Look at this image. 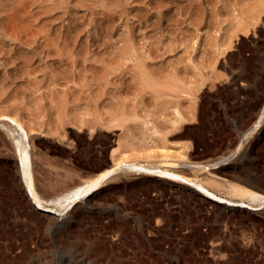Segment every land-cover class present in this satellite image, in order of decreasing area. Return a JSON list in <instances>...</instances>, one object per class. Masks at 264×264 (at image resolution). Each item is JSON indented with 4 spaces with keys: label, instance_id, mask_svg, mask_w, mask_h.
Returning a JSON list of instances; mask_svg holds the SVG:
<instances>
[{
    "label": "rangeland",
    "instance_id": "1",
    "mask_svg": "<svg viewBox=\"0 0 264 264\" xmlns=\"http://www.w3.org/2000/svg\"><path fill=\"white\" fill-rule=\"evenodd\" d=\"M263 101L264 0H0V110L34 129L38 191L80 178L121 150L143 160L160 146L180 150V161L192 153L217 160L207 170L178 168L208 177L220 193L236 179L218 165L235 161L234 172L264 191V124L231 155L241 120ZM96 131L102 152L87 163L74 157ZM15 160L0 126V254L13 264H58L60 254L40 244L42 216L27 202ZM116 174L103 199L133 195L127 207L149 205L144 235L160 250L153 264H264V208L224 210L190 189ZM213 232L224 237L219 248Z\"/></svg>",
    "mask_w": 264,
    "mask_h": 264
},
{
    "label": "bare ground",
    "instance_id": "2",
    "mask_svg": "<svg viewBox=\"0 0 264 264\" xmlns=\"http://www.w3.org/2000/svg\"><path fill=\"white\" fill-rule=\"evenodd\" d=\"M41 51L42 50H40V52ZM57 55L61 56L59 52ZM6 110L7 109L0 110V126L4 128L5 133L11 139V143L14 147L16 155V170L20 177L18 179L24 190L23 192L27 196L26 198H28L27 202L34 206L33 208L40 212L42 216V219L40 218L39 220H41V226L46 233L41 234V239L39 240L41 241L40 244L46 247L47 251H55L60 254L58 264H96V262L97 264H153V262L158 260L155 254L158 256L160 250L154 248L153 239L151 240L152 237L149 238L144 235V230L150 227L147 219L149 217L146 218V212L149 213V211L146 210V207L149 205L139 203V205H141L139 210H135V208L133 209V206L127 207L129 205L126 204L131 205V203H133V195L129 198V195L124 197V194V196L120 198L121 200L119 199L121 203H109L108 200L106 201L104 200L105 198L103 199V197H105L103 194L105 190L104 188L109 186L113 179L118 178V174H116L117 171L133 173L141 177H153L169 187L190 189L201 199L208 200L213 203V205H220L224 210L227 209L233 211L235 208H243L249 213L264 208V191L258 187L257 184L255 185V182L253 183L240 176L239 171L237 172L239 175L234 172L235 169L238 170L237 168L241 167V165L235 163L236 161L228 165L225 163H220L221 165H218V171L221 172H229L230 168H232L233 170H231V174L236 179V181H229L227 187H225L227 188L226 191L220 193L217 189L211 186L207 180L209 179L208 177L205 179L199 177L196 173L189 175L190 173H185V171L178 168L181 165H188L195 168L197 171L207 170L210 169V167H217V160L210 163L204 162L202 160H197V155V159L194 160L195 156L192 153L193 155L191 154V156L192 158L194 157L193 160L190 159L188 162L180 161V158L184 157V153L182 154L180 150L171 149L166 146L146 150L144 156L145 159L143 160L138 159L136 156H130L126 150H121L120 156L113 158L110 163L104 161L95 166L93 171L87 172L80 178H66L67 180H65L64 184H61L64 178L62 181L59 179L61 186L58 187V183L56 188L51 186L53 188L51 190L47 189L38 191L36 190V181L33 173V163L30 151V133L33 132L34 129L26 124V121L23 120L24 117L22 119L16 112L13 113L14 111ZM176 114L180 116L179 110H176ZM191 118L194 119L193 117ZM241 121L243 122L238 131L243 139L257 133L264 124V101L256 111H253L247 118H245V120L242 119ZM95 123L96 122H94L93 125H95ZM97 133L98 131L93 135L92 141H87L86 143L84 140L83 142H85V145H82L84 144L82 142H80V145H76V150L75 152L73 151L74 157L82 158L84 159L83 161L87 163L89 158L92 157L91 154L94 155L102 152L103 147L98 139ZM77 138L79 139V137ZM83 138L84 137L82 136L81 139ZM243 139L239 137L235 143H232L233 146L237 145L235 148L237 154L240 147H242ZM231 152L236 153L233 151ZM155 156H159L161 160L150 159ZM172 157H175V160H172ZM221 159L227 160L229 158L224 156ZM56 181L58 180H55L54 183ZM50 183L52 184V182ZM137 208L139 207H136V209ZM104 215L107 219L105 218L106 220L104 219L105 222L103 223L101 222V219L105 217ZM100 216H102L101 219ZM160 220L158 219V221ZM214 232L211 235L209 234V236L216 235L215 240L211 239L212 241H215L213 246H217L220 239H224V237L221 233ZM222 233L224 234V232ZM106 234L109 235L111 239H107L108 236L106 237ZM150 234H152V232ZM35 238L36 239H32L35 241L39 239L37 235ZM219 246L217 247L219 248ZM36 250H40L39 244H37ZM164 251L162 250V252ZM23 253L24 255L26 254L24 249ZM159 259L161 258L159 257ZM14 262L13 257H9L5 253L0 254V264H13ZM240 263L242 262L240 261Z\"/></svg>",
    "mask_w": 264,
    "mask_h": 264
},
{
    "label": "water",
    "instance_id": "3",
    "mask_svg": "<svg viewBox=\"0 0 264 264\" xmlns=\"http://www.w3.org/2000/svg\"><path fill=\"white\" fill-rule=\"evenodd\" d=\"M239 137H240L241 139H243L242 135L239 136ZM236 147H237V145L232 147V151H233V152H237V151H235V150H236V149H235ZM235 154H236V153H231V155H235Z\"/></svg>",
    "mask_w": 264,
    "mask_h": 264
},
{
    "label": "trees",
    "instance_id": "4",
    "mask_svg": "<svg viewBox=\"0 0 264 264\" xmlns=\"http://www.w3.org/2000/svg\"><path fill=\"white\" fill-rule=\"evenodd\" d=\"M197 147V146H196Z\"/></svg>",
    "mask_w": 264,
    "mask_h": 264
}]
</instances>
